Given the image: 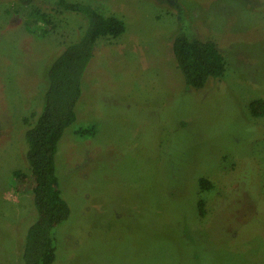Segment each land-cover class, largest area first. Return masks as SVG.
<instances>
[{
	"label": "rangeland",
	"instance_id": "rangeland-1",
	"mask_svg": "<svg viewBox=\"0 0 264 264\" xmlns=\"http://www.w3.org/2000/svg\"><path fill=\"white\" fill-rule=\"evenodd\" d=\"M68 1L120 17L126 31L98 41L59 143L72 215L56 230L53 264H264V116L250 107L264 99V0ZM36 10L49 13V32ZM87 24L58 0H0V264H24L37 210L13 172L29 171L25 133L50 66ZM179 34L215 41L225 76L190 88Z\"/></svg>",
	"mask_w": 264,
	"mask_h": 264
},
{
	"label": "trees",
	"instance_id": "trees-1",
	"mask_svg": "<svg viewBox=\"0 0 264 264\" xmlns=\"http://www.w3.org/2000/svg\"><path fill=\"white\" fill-rule=\"evenodd\" d=\"M58 5L84 15L88 24L82 37L66 47L50 66L43 111L25 133L29 171L16 169L13 172L16 192L33 193L37 210L24 243V264H53L57 259L56 230L72 215L57 173L59 143L66 130L77 120L84 74L95 57L98 41L117 39L126 31L123 19L116 15L107 16L92 4L58 0ZM33 17L44 22L45 32L54 26L46 11L36 10ZM173 51L190 88L202 89L211 78H222L226 74L225 56L213 40L179 34L174 38ZM250 107L254 116H264V99L254 100ZM78 132L92 135L96 126ZM199 184L205 190L214 187L207 177H201ZM197 206L200 217L204 218L207 215L206 202L199 200Z\"/></svg>",
	"mask_w": 264,
	"mask_h": 264
}]
</instances>
